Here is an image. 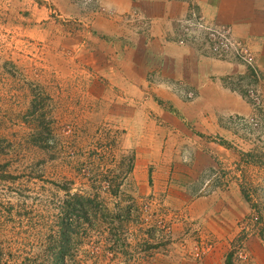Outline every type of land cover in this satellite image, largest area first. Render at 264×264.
I'll list each match as a JSON object with an SVG mask.
<instances>
[{"label":"rangeland","instance_id":"rangeland-1","mask_svg":"<svg viewBox=\"0 0 264 264\" xmlns=\"http://www.w3.org/2000/svg\"><path fill=\"white\" fill-rule=\"evenodd\" d=\"M133 1L121 25L149 42L158 0ZM166 1L170 41L204 38L183 40L196 0ZM105 5L0 0V264H264L260 79H227L249 106L228 113L93 31Z\"/></svg>","mask_w":264,"mask_h":264},{"label":"crops","instance_id":"crops-1","mask_svg":"<svg viewBox=\"0 0 264 264\" xmlns=\"http://www.w3.org/2000/svg\"><path fill=\"white\" fill-rule=\"evenodd\" d=\"M103 2L106 4L104 7L106 13L112 8L114 12L124 16L112 19L113 10L105 15H96L94 19L91 18L93 31L98 35L106 36V41L109 43L112 42V38L119 37L120 40L117 41L119 44L131 45L134 51L128 53L134 52L138 69L140 66H145L146 62H154L155 67L161 69V75H167L165 71L170 69H177L186 77L188 90L198 93L208 92L210 96L213 94L214 99L225 103L224 107L228 113H236L238 104L242 108L249 106L230 90L227 79L230 77L245 79L248 74L251 78L260 79L256 87L262 94L264 108V0H196L208 24L230 26L233 37L248 46V50L253 55V67L242 65L239 59L230 55L218 57L209 53L203 38L195 39L193 45L190 43L185 47H179L173 40L170 41L173 28L167 23L166 26L163 19L180 15L175 11L178 10L175 2L164 0V5L162 0H158V2L154 1L150 8H147V5L139 9L145 15H152L155 19L161 18L160 25L152 29L153 38L149 42L144 35H135L137 34L133 30L135 28L129 29L128 25H121L120 22L132 18L134 10L139 8L138 2L135 3L133 0H103ZM11 6L12 3L9 7ZM167 8L171 10L172 15L166 10ZM10 10L11 8L8 11ZM124 60L129 61L133 66V59L124 56Z\"/></svg>","mask_w":264,"mask_h":264},{"label":"built area","instance_id":"built-area-1","mask_svg":"<svg viewBox=\"0 0 264 264\" xmlns=\"http://www.w3.org/2000/svg\"><path fill=\"white\" fill-rule=\"evenodd\" d=\"M181 26L184 28V33L182 34L183 40L190 36L187 32L190 27L197 28L203 33V39L213 52L222 54L233 50L235 52L233 55L240 62L242 61L244 64L253 67V59L250 51L242 41L233 37L229 28L221 25L208 24L203 17L197 19L193 17L192 20H185ZM183 40L179 41L178 44L182 45L185 43ZM249 93L251 94L252 91L250 90Z\"/></svg>","mask_w":264,"mask_h":264}]
</instances>
